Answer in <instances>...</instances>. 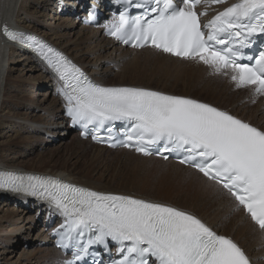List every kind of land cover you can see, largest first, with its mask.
Segmentation results:
<instances>
[{"label": "snow or ice", "instance_id": "6c2138e0", "mask_svg": "<svg viewBox=\"0 0 264 264\" xmlns=\"http://www.w3.org/2000/svg\"><path fill=\"white\" fill-rule=\"evenodd\" d=\"M108 35L134 48L150 46L202 63L236 89L264 96V0H118ZM203 5V9H198ZM95 9V5H93ZM134 12V14H133ZM94 12H89L92 19ZM10 42L32 48L53 70L72 125L92 139L144 156L175 154L213 192L229 199L264 234V126L185 95L143 86H106L34 34L0 24ZM120 122L122 138L112 135ZM107 132V136L100 135ZM0 189L45 201L63 222L57 246L71 252L61 264H87L94 246L116 245L108 264H251L245 249L187 208L131 194L99 191L60 176L0 170ZM94 264H104L95 261Z\"/></svg>", "mask_w": 264, "mask_h": 264}, {"label": "bare ground", "instance_id": "6f19581e", "mask_svg": "<svg viewBox=\"0 0 264 264\" xmlns=\"http://www.w3.org/2000/svg\"><path fill=\"white\" fill-rule=\"evenodd\" d=\"M66 1L67 0H62L60 4V1L58 2V0H48V3H45L47 2V0H41V2L40 0H0V24L7 23L11 28H14L16 30H22L25 32H29L31 30L30 32H35L34 34H41L47 41L53 43L56 47L66 52L69 57L80 64L86 72H88L91 76L94 77L95 80H97L101 84L108 86H143L152 89V87L147 84H137L134 81L130 83H124L123 81H121V83H106L105 81H103V83L102 80H104L105 77H103L104 75H99L98 72H100V69L102 68L101 66L104 65L101 63V59L105 58V60L108 59L109 61L114 62V65L117 66L116 69L118 70L116 74H118V76L122 80L126 79L125 77L128 72H131V76L132 73L134 74V77L130 78L132 80L141 79L142 81H151L155 76H159L166 81V84L172 82L171 84L173 86H177L180 82H182V88L184 91H186L180 93L173 90H162L164 92L191 97L188 91L197 90L207 96L216 97L215 99H219L220 97L224 99V88H221L217 83L214 86H210L213 85V82L215 80L220 79L210 77L208 75L207 69L200 64H195L191 61L176 59L164 55L163 53L156 52L152 49L134 51L124 47H120L116 45L113 40L108 38L106 39L103 36V32H101L100 30L93 29L83 24H81L79 28L75 27L74 23L70 22L69 17L64 16L63 20H61L59 17L57 18L55 15H53L58 9L57 4H60L59 9L62 12L72 10V6H69L68 3H64ZM78 1L79 0H74L73 3L79 4ZM40 6L43 9L38 10ZM40 25L45 26L46 30H41L39 27ZM75 28H78L76 30L77 32H72L71 30H74ZM99 32L103 37L99 35ZM71 34H73V36H76L75 39L71 40ZM73 41H76L75 47H72L70 45V42ZM77 41L86 43L88 41L91 46L87 45V50L83 51L82 49H80V45ZM18 46H20L21 48H19ZM89 51L95 53L96 56L93 58H89ZM22 52L27 55L28 60L31 59L32 61H34L33 64L36 66L32 67H34L36 70H39L37 78H39V80L44 79V81H46V83H44V81L41 82L40 85L48 84L56 86V84H54L56 82V75L43 63H41L40 59L35 57V54H33L31 50L25 48L22 45L7 41L2 36V34H0V130L7 128L9 129V131L20 133L21 130L25 129V132L28 133L29 130L35 129L39 132H44L45 134H51L54 136L56 134L57 128H53L51 126V123H49V121H46V118L43 115H36L32 119H30V115L28 113H25L24 115L12 114L11 105L9 104V98H14L16 96L14 95L15 91L14 87L11 84L10 74L7 73L8 69L6 68L9 62L18 59L17 56H20L19 54H21ZM23 60H25V58H23ZM111 66H105L101 70V73H103L105 70L107 71L106 76L109 72L112 73V68H110ZM224 80L225 84H227L229 88L232 89V85L226 79ZM49 94H51L50 90ZM28 96L31 97V95ZM263 104V100L259 99L253 109L252 115L245 116L243 114H240V116L256 125L261 126V123H264ZM51 106L52 109L42 107L41 111L43 110L49 117L54 115V112L61 110L60 119L62 125H60L58 128H62V133L59 131L58 132L59 136L67 135V133L69 132V127L67 126V121L62 120L63 118L61 116V112L63 105L61 99L59 97H52ZM31 107L33 106L29 105V108ZM249 107V104H246L244 105L243 110H247ZM238 110V112H240L239 108ZM14 128L17 129L13 130ZM1 137L2 135L0 134V138ZM16 137L18 139L23 138V136L17 135ZM29 138L30 145L34 148L37 147L38 144L46 143L45 137L33 136ZM85 141H88L90 144H92L89 139ZM85 141L79 138L78 140H75V142L79 143L78 151L91 155V152L87 151V147H85V145L90 146V144L86 143ZM64 143L65 142H62L61 145L63 146ZM72 144L75 143L73 142ZM92 149L95 150V153L92 157V159H95L94 161L103 158L102 163H98H101L104 167H106L105 172L109 168L114 167L113 173L110 176L111 182L112 179L117 177L118 173L114 174L116 169L118 170L124 166L131 167L134 172L133 183L138 186V189H140L141 191H146L150 194L154 193V191L156 190V195L173 198V200H175L177 203L185 205L184 207H188L190 211H197L201 213L200 216L211 226H213L217 231H219L221 234L229 235L233 238L235 237L234 239H236L242 246L247 249V251L256 259L255 261L258 264H264L262 258V256H264V241L262 239V234L260 233V231L249 221V218H247L243 214L242 210L235 213L230 212L231 205L229 199L225 196H221L219 193L213 192L210 188H208L200 174L196 173L190 168L183 167L170 161L166 162L167 167L161 168V164H166L161 159L159 160L154 157H142L140 155H136L134 152L118 148L115 150L113 149L112 151L120 150L117 151V153L122 152L121 154L127 155V158L123 161L121 160V158L112 159L115 163V166H113L110 162L105 161L106 157L104 152L109 148L101 147L99 145H93ZM9 152L10 147L0 140V168L2 169L20 172L31 171L43 175H61L60 177L64 178L67 181L74 182L78 185L87 186L95 190L131 194L140 198H145L136 194H132L128 191L113 188L111 184H105L106 186L103 185L104 180L102 179L104 178L105 173H101L95 179L90 178L83 181L82 178L84 179L85 176L80 178L78 175H76V172L67 170L66 166H64L63 168L62 166H52V168L45 167V169L34 167L26 168L25 163H17L16 157L14 155H10ZM40 156V160H42L44 154H41ZM23 168H25V170ZM92 174L94 175L95 173ZM158 175L166 177V179H170V177L172 176L177 177V180L182 183L184 192H175L173 181L164 180V178L163 180H161L157 178ZM154 178L158 181L154 182ZM182 193L192 198L193 201L190 204L186 203L187 197L183 196ZM4 197L7 198L6 201H9L12 197H15L22 202L26 201L23 195H18L10 192L8 191V189H6V191H0V199ZM15 198L12 199L15 200ZM146 199L157 200L150 197ZM29 201H27L29 202L28 208H24L22 206V208L19 209L15 207L10 208V210L6 209L5 215L0 216V246L13 245L16 244L15 242H18V244L26 243L28 241V244L34 246V250H32L31 252L27 251V254L23 255L26 256L28 264H54V258L59 255V252L58 250H56V248L52 247L53 243L50 239L49 228L40 229L41 231H39L34 237H31V235H28L27 233H20L22 228L16 226L18 220H20V218L26 212H29L28 214L30 215L27 216V219H24V221L28 222V226L25 228H37V225L33 227V224L34 220L35 223H38L36 221V216H38V213H40L41 218H44V214L46 211L45 203H39L36 200ZM210 202H212L213 209L209 208L208 204H206ZM197 203H201L202 208L196 210ZM6 205H8V202L7 204L6 202L4 203V206ZM36 207L37 209L36 211H34L36 215H31V211L33 212ZM2 209L0 208V210ZM236 216H238L239 219L237 223H234ZM229 220H233V224H231V229L227 230L226 224ZM3 222H9V224L13 225L12 228L10 230H7L5 234V230L1 229ZM1 233H3L4 235H1ZM25 235L26 238L24 239L26 240V242L22 240V236L25 237ZM248 239H252V241H254L251 246L259 248L253 249V247H249L244 244L245 242L250 243L248 242ZM40 244L43 246H40ZM6 252L8 251L4 250L3 253L5 254ZM258 257L259 259H257Z\"/></svg>", "mask_w": 264, "mask_h": 264}, {"label": "rangeland", "instance_id": "374dc122", "mask_svg": "<svg viewBox=\"0 0 264 264\" xmlns=\"http://www.w3.org/2000/svg\"><path fill=\"white\" fill-rule=\"evenodd\" d=\"M59 1L61 4L62 0H58V2ZM73 1L74 0H67L64 3H68V5L70 6V4L73 3ZM40 2H41V0H40ZM45 3H48V0ZM60 4H57L58 9L53 15H55L57 18L59 17L61 20L64 19V16L69 17L70 22H73L75 27L79 28L82 23L78 20V17H76L73 14H70L71 11H69V10H67L65 12L60 11V9H59ZM41 9H43V8H41V6H40L38 8V10H41ZM47 13H48V11H47ZM39 27L41 30H46L45 26L40 25ZM78 28H75L74 30H71V31L77 32L76 30ZM66 30H68V29H66ZM60 31H62V30H60ZM33 33H35V32H33ZM36 35H38V34H36ZM99 35H101L100 32H99ZM70 37H71V40H73V39H75L76 36L75 35L73 36V34H71ZM75 42L76 41L70 42V45L72 47H75L76 46ZM77 42L80 45L79 46L80 49H82L83 51L87 50V48H86L87 45H90L88 41H87V43L86 42H79V41H77ZM18 47L21 48L20 46H18ZM19 55L20 56H17L18 59H16L15 61H13V60L10 61L9 64L7 65V68H6V69H8L7 73L10 74L11 84L14 87V91H15L14 95L16 96L14 98H9V104L11 105L12 114L13 115H16V114L24 115L25 113H28L30 115V119H32L36 115L37 116L43 115L46 118V121H49V123H51V126L53 128H57L56 129L57 135L55 134L53 136L51 134H45L44 132H39L35 129L29 130L28 133L25 132V129L21 130L20 133L9 131V129H7V128L0 130V134L2 135L0 140L3 141L6 145H8L10 147L9 153H10V155H14L16 157L17 163H22V162L25 163L26 168L27 167H29V168L34 167V168H40V169H45V167L52 168V166H56V167L62 166V168H63L64 166H66L67 170H69L71 172L72 171L76 172V175H78L80 178L85 176L84 179L82 178L83 181L88 180L90 178L95 179L101 173H105V176L102 179V180H104L103 185L111 184L113 188L123 190V191H128L132 194H136V195H139V196H142L145 198L150 197L152 199H157L159 201H165L168 203L176 204V205H179L181 207L185 206V205H182L180 203H177L175 200H173V198H167V197L156 195L157 194L156 190L154 191V193L150 194L146 191H141L140 189H138V186L135 183H133V173L134 172H133V169L131 167L124 166L118 170L116 169L114 174L118 173L117 177L112 179V182H111L110 176L113 173L114 167L109 168L105 172L106 167H104L103 164H101L103 158L96 160V161H94L95 160L94 158L92 159V157L95 153V150L92 149L94 144L92 145L88 141L84 140L86 143L90 144V146L85 145V147H87L86 148L87 151L91 152V155L85 154L81 151H78L79 143L75 142V140L76 139L78 140V138L79 139H81V138L77 135L76 132L70 131L67 133V135L59 136V132L62 133V130H61L62 128H58L60 125H62L61 119H60L61 118L60 117V111L61 110L54 112V115L49 116V117L47 114H45V112L43 110L41 111L42 107L43 108H51L52 107L51 106L52 97L53 98L57 97L54 93V87L51 85H48V84L40 85V83L43 82L44 79L39 80V78H37V75L39 74L38 73L39 70H36L34 68L36 66L33 64L34 61H32L31 59L28 60L27 55L24 54L23 52ZM88 56H89V58H93L96 56V54L89 51ZM23 58H25V60H23ZM101 63L104 64L105 66H111L112 65L110 67V68H112V73L109 72L110 74L108 73L106 76V73H107L106 70L103 73H101V70L105 67L104 65L101 64L102 68L100 69V72H98V74L102 75V76L104 75L103 77H105V79L102 80V82L105 81L106 83L107 82H109V83H111V82L119 83L120 82L121 83V81H123L124 83H130V82L134 81L137 84H140V83L141 84H147V85L151 86L152 88L158 89V90H164V91H172L173 90L175 92H180V93L186 92L182 88V82H180L177 86H173L171 84L172 82H169L168 84H166V81L164 79L160 78L159 76H155L154 79L151 81H142L141 79H135V80H137V81H135V80L130 79V78L134 77V74L132 73V76H131V72H128V74L125 77L126 79L122 80L118 76V74H116L118 72V70L116 69L117 66L114 65L113 61H109L108 59L105 60V58H103V59H101ZM32 66H34V67H32ZM44 83H46V81H44ZM216 83L218 85H220L221 88H224V90H223L224 91V99L222 97H220L219 99H215L216 97L207 96L204 93H200V91H197V90H192V91H188V92L191 95V97L198 98L200 100H206L208 102L211 101L210 103H214V104H216L222 108L228 109L233 113H236L239 115L243 114L245 116H250L253 114V109L256 106V104H252V106L249 105L250 107L247 110H243L244 105L247 104L246 103V97H247L249 91L248 92H242V91L241 92L240 91L235 92L231 88H229V86L227 84H225V80H221V79L215 80L213 82V85H210V86H214ZM7 87H9V86H7ZM20 89L23 91H21ZM18 90H20V91H18ZM49 90L51 91V94H49ZM219 91H221V90H219ZM28 95H31V97ZM263 103H264V100H263ZM29 105L33 106V107L29 108ZM263 106H264V104H263ZM237 107L240 109V112H238L239 110ZM51 109H49V110H51ZM263 125H264V123H261V126H263ZM67 126L69 127V125H67ZM15 129H17V128H14L13 130H15ZM16 135L17 136H23V138L18 139L16 137ZM33 136L45 137L46 143L38 144L37 147H35V148L32 147L30 145V138L29 137H33ZM81 140H83V139H81ZM62 142H65L63 146L61 145ZM73 142L75 144H72ZM112 150L113 149H107L104 153H105V157H106L105 161L110 162L113 166H115V163L113 162L112 159H120L121 158V160L123 161L127 158V155L121 154L122 152L117 153V151H120V150H116V151H112ZM41 154H44V157L42 158V160H40ZM98 162H101V163H98ZM164 163H166V162H164ZM160 167L161 168L167 167V163L165 165L161 164ZM23 169L25 170V168H23ZM92 173H95V174L93 175ZM173 177H174V179H173ZM157 178H159L161 180H163V178H164V180L173 181V186L175 188V192H177V191L184 192V188H182V183H180L177 180L178 179L177 177L172 176V177H170V179H166V177L158 175ZM156 181H158V180H155V178H154V182H156ZM182 194H183V196H186L184 193H182ZM186 197H187L186 203L190 204L193 201V199L190 198L189 196H186ZM12 198H15V197H12ZM12 198L9 201H6L7 198H5V197L0 199V208L2 209L4 207L2 210H0V216L5 215L6 209L10 210V208H14V207L19 209V208H22V206L24 208H28L29 202H30L29 200H34V199H27L24 197L26 199V201L22 202L16 198H15V200H13ZM27 201H29V202H27ZM5 202H6V204L8 202V205L4 206ZM25 202H27V204ZM206 204H208L209 208L213 209L212 202L206 203ZM184 208L188 209V207H184ZM200 208H202V204L197 203L196 204V210H198ZM36 209H37V207L35 208V210H33V212L31 211V215L32 214L36 215V213L34 212V211H36ZM28 213L29 212H26L23 214L22 217L20 216L21 218L16 223V226L22 228L20 233H23V234L27 233L28 235H31V237H34L39 231H41L40 229L45 228L44 227L45 225L43 222H38V220L36 219V221L38 223H35V220H34L33 227H35L37 225V228H34V229L25 228L28 226L27 225L28 222L24 221V219H27V216L30 215ZM195 213L201 215V213H199L197 211H195ZM238 219H239V217L236 216L234 223H237ZM231 224H233V220H229L227 222V224H226L227 230L231 229V227H232ZM12 226L13 225L9 224V222H3L1 229L5 230V232H4V234H5L7 230H10L12 228ZM30 232H31V234H30ZM4 234L1 233V235H4ZM24 238H26V235H25V237L22 236V240H24L26 242V240ZM27 242L26 243H19V244H18V242H15L16 244H13V245H6V246L2 245V246H0V264H28L26 256H23V255L27 254L26 253L27 251L31 252L32 250H34V246L31 244H28ZM248 242H250V243L245 242L244 244H246L249 247H253V249L256 248L255 246H251V244L254 243V241H252V239H248ZM40 246H43V245L40 244ZM51 246H52V243H51ZM258 248L259 247H257L256 249H258ZM4 250L8 251V252H6L4 254L3 253ZM251 250H252V248H251ZM259 257L257 259H259Z\"/></svg>", "mask_w": 264, "mask_h": 264}]
</instances>
